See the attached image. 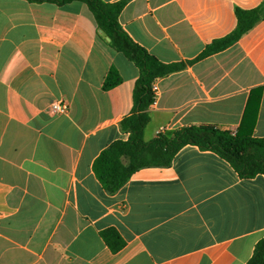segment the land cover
<instances>
[{
	"label": "crops",
	"instance_id": "obj_1",
	"mask_svg": "<svg viewBox=\"0 0 264 264\" xmlns=\"http://www.w3.org/2000/svg\"><path fill=\"white\" fill-rule=\"evenodd\" d=\"M117 3L122 0H103ZM264 0H129L119 22L165 64L144 140L213 125L264 138V20L199 58ZM88 6L0 0V264H248L264 239V175L187 145L107 192L93 165L127 141L136 64ZM116 69L121 82L105 90ZM154 82V83H155ZM62 100L65 114L51 115Z\"/></svg>",
	"mask_w": 264,
	"mask_h": 264
},
{
	"label": "trees",
	"instance_id": "obj_2",
	"mask_svg": "<svg viewBox=\"0 0 264 264\" xmlns=\"http://www.w3.org/2000/svg\"><path fill=\"white\" fill-rule=\"evenodd\" d=\"M30 3H51L65 6L74 1L85 3L98 26L102 38L122 52L140 69V77L134 92L133 113L122 121V129L130 133L127 141L118 140L101 152L93 169L104 189L118 192L138 170L145 167L170 166L177 153L187 145L198 146L203 151H212L227 160L244 179L264 175V138H255L251 131L233 134L230 130L213 125L189 126L170 134H160L151 141L144 140V130L150 122L148 109L154 104L153 83L185 68V64H165L146 49L135 43L122 28L119 17L129 0L106 3L103 0H27ZM237 27L228 36L215 40L199 58L220 52L237 42L257 23L264 20V2L252 10L237 9ZM116 69L108 73L104 89L120 84ZM248 264H264V239L258 244Z\"/></svg>",
	"mask_w": 264,
	"mask_h": 264
},
{
	"label": "built area",
	"instance_id": "obj_3",
	"mask_svg": "<svg viewBox=\"0 0 264 264\" xmlns=\"http://www.w3.org/2000/svg\"><path fill=\"white\" fill-rule=\"evenodd\" d=\"M152 91L154 94V99H156L159 93V88L156 82L153 83ZM48 111L51 115L65 114L68 111V106L66 105L64 101L56 100V101L51 102V104L49 105ZM0 228H1V216H0Z\"/></svg>",
	"mask_w": 264,
	"mask_h": 264
}]
</instances>
